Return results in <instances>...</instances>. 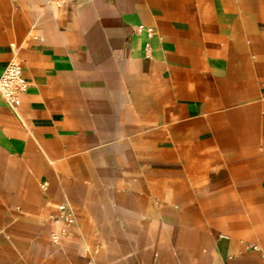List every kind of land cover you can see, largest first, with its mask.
<instances>
[{"label":"crops","instance_id":"obj_1","mask_svg":"<svg viewBox=\"0 0 264 264\" xmlns=\"http://www.w3.org/2000/svg\"><path fill=\"white\" fill-rule=\"evenodd\" d=\"M11 60L0 264H264V0H0Z\"/></svg>","mask_w":264,"mask_h":264},{"label":"built area","instance_id":"obj_2","mask_svg":"<svg viewBox=\"0 0 264 264\" xmlns=\"http://www.w3.org/2000/svg\"><path fill=\"white\" fill-rule=\"evenodd\" d=\"M137 30H147L149 33L153 32L152 28L144 26H139ZM28 86L29 83L22 72V64L17 60H11L0 74V93L10 105L16 106L20 102L21 94L27 90ZM60 210L66 222L73 223L75 221L74 214L68 204H61Z\"/></svg>","mask_w":264,"mask_h":264}]
</instances>
